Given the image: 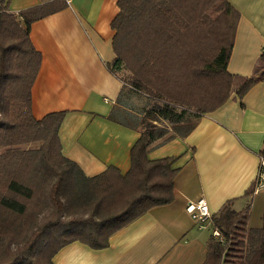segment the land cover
Here are the masks:
<instances>
[{"label":"trees","instance_id":"obj_1","mask_svg":"<svg viewBox=\"0 0 264 264\" xmlns=\"http://www.w3.org/2000/svg\"><path fill=\"white\" fill-rule=\"evenodd\" d=\"M116 3L115 56L107 66L123 81L126 94H141L145 104L140 111L127 109L129 120H121L139 132L128 170L108 165L92 176L61 152L58 130L65 112L41 118L31 112L40 53L30 41L29 25L66 1L18 12L0 6V264H54V254L73 241L104 248L112 233L171 203L176 158L149 159L147 152L189 129L170 131L167 124L212 111L233 91L241 96L264 79V49L249 76L227 70L239 16L227 0ZM120 101L119 95L113 114L124 113ZM259 156L264 161V146ZM248 214V204L235 210L232 199L211 213L210 228L223 238L210 232L202 264H264V215L261 226L249 227Z\"/></svg>","mask_w":264,"mask_h":264},{"label":"crops","instance_id":"obj_2","mask_svg":"<svg viewBox=\"0 0 264 264\" xmlns=\"http://www.w3.org/2000/svg\"><path fill=\"white\" fill-rule=\"evenodd\" d=\"M47 1L51 0H2L0 6L18 12ZM65 1L63 8L29 25L30 41L40 53L30 88L31 112L35 118L65 112L58 130L61 152L85 175L98 174L108 165L124 173L139 132L122 122L129 120L126 110L133 112L132 106L123 81L107 66L115 56L111 20L118 11L117 0ZM227 1L239 14L227 70L249 76L264 49V0ZM119 95L125 110L113 114ZM167 126L170 131H189L153 146L147 157L176 158L173 201L149 209L112 233L104 248L79 241L64 245L52 257L54 264H202L210 227L195 226L186 209L188 201L199 197L211 213L229 199L235 210L248 204L247 225H262L264 79L241 96L233 91L212 111ZM252 182L253 192L245 194Z\"/></svg>","mask_w":264,"mask_h":264},{"label":"built area","instance_id":"obj_3","mask_svg":"<svg viewBox=\"0 0 264 264\" xmlns=\"http://www.w3.org/2000/svg\"><path fill=\"white\" fill-rule=\"evenodd\" d=\"M264 161L261 159V166ZM262 173V172H261ZM263 174L260 175L262 177ZM261 184L264 186V176L261 178ZM186 209L190 213L195 226L197 227H210L211 224V212L208 208L207 202L203 197H199L194 201H188ZM211 234L217 239L221 240L223 237L217 229L210 228Z\"/></svg>","mask_w":264,"mask_h":264},{"label":"rangeland","instance_id":"obj_4","mask_svg":"<svg viewBox=\"0 0 264 264\" xmlns=\"http://www.w3.org/2000/svg\"><path fill=\"white\" fill-rule=\"evenodd\" d=\"M119 75L121 76V78L125 79L127 77V75L124 72H119ZM128 101L130 102L129 104L132 106V108L135 110H141L142 107L145 104V98L141 95L138 94L134 91H130L129 92V98ZM173 131V130H172Z\"/></svg>","mask_w":264,"mask_h":264}]
</instances>
